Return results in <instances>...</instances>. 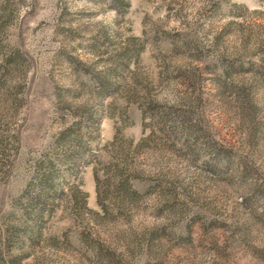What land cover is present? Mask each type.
I'll return each instance as SVG.
<instances>
[{
    "label": "rangeland",
    "instance_id": "1",
    "mask_svg": "<svg viewBox=\"0 0 264 264\" xmlns=\"http://www.w3.org/2000/svg\"><path fill=\"white\" fill-rule=\"evenodd\" d=\"M0 264H264V0H0Z\"/></svg>",
    "mask_w": 264,
    "mask_h": 264
}]
</instances>
